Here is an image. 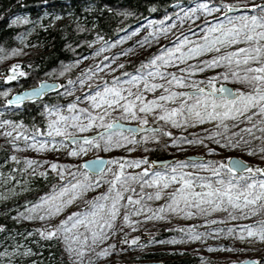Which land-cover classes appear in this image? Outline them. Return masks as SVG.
I'll list each match as a JSON object with an SVG mask.
<instances>
[{"label":"snow or ice","instance_id":"snow-or-ice-1","mask_svg":"<svg viewBox=\"0 0 264 264\" xmlns=\"http://www.w3.org/2000/svg\"><path fill=\"white\" fill-rule=\"evenodd\" d=\"M176 7L175 13H167L160 20H146L149 31L137 40L133 47H151L156 44L158 48L152 55L141 60L134 71L113 75L110 81L104 76H96L100 83H89L79 96L66 105V113L62 110L64 105H45L44 111L49 117L46 133H40V130L33 126V135L29 136L25 131L28 126L22 121H0L2 126H12L11 129L5 127L0 135L11 137L10 142L15 149L21 147L17 142L21 138L24 140V147L35 149L37 152L54 146L61 147L65 141L74 145L67 155L77 157V163L17 157L15 153L10 159L16 162L23 159L25 167L19 169L21 173L34 165L47 163L58 177L51 183L50 189L39 195L35 202L25 201L27 206L17 210L16 216L13 217L17 222L37 219L46 221L79 202L76 210L68 212L57 222L48 223L46 227H34L28 232V236L36 232L42 238L63 241L66 251L74 255L76 261H81L85 253L91 250L88 246L89 239L93 245L97 241L109 239L111 230L115 229L120 209H128L129 205L132 206L131 210L123 212L124 225L137 224L138 222L131 220L130 216H139L142 213H151L144 215V220L167 219V216L162 215L165 212L191 217L203 213L211 214L217 210L227 212L230 219L259 217L239 226L232 225L228 231L231 233L238 230L240 239L248 237L264 242V166L250 165L240 157L207 159L197 155L184 160H174L172 163L164 161L163 168L157 170L150 167L157 161L149 160L147 156L83 158L88 151L107 153L124 148L128 144L139 145L141 142L147 152L149 149L146 145L150 141H161L159 133L170 137L168 143L173 146L184 143L204 144L206 139H212L224 149H240L249 155L264 154V0H195L191 6L183 7L177 0ZM149 8L155 11L151 5ZM122 11L125 16L133 14L127 10ZM201 14L204 16L203 20H200ZM170 17L174 18L170 24H166L165 21ZM56 19H59L58 15L52 17L53 22ZM186 20L193 22L186 30L188 34L182 32L168 40L167 36L176 23L182 25ZM197 20L198 24L195 23ZM26 22L25 17L16 16L12 19L13 24ZM92 26L95 27V22ZM144 26H137L118 40L105 41L91 55H99L105 48L124 43L139 33ZM77 28L79 31H85L79 24ZM161 37L165 38L164 44L159 42ZM18 39L24 41L26 37L18 35ZM96 40H103V37L97 34ZM96 40L87 43L93 44ZM4 51L5 49L0 48V52ZM20 51L21 49L13 47L7 55H16ZM132 51L133 48H126L117 52L116 56H124ZM209 53H212L210 57ZM0 59L5 57L0 55ZM80 59L62 65L60 75L63 76L78 64ZM103 60V68L110 72L124 67L123 63H117L115 68H112L109 57H103ZM112 62H115L114 57ZM11 69V73L5 77L6 80H13L17 75H28L20 70L19 64H13ZM215 69L222 70L214 71L209 76H196L198 73ZM101 70V64L97 61L94 71L99 73ZM92 75L93 68H86L79 74V84L84 86ZM230 82L239 83L241 87H233ZM75 83L72 79L67 80L70 87H74ZM178 88L184 90H177ZM54 89H63L64 94H68L64 85L40 79L36 86L6 99L5 104L20 105L25 100H37ZM157 90L162 91L156 94ZM10 91L11 89H7L0 92V95L7 97ZM148 93H152L151 97H148ZM81 99L87 102V106H81ZM53 114L55 118H52ZM149 114L155 121H163L173 127L210 123L212 130L201 129L206 133L203 138L195 134H192L191 139L183 134L174 136L172 131L163 126H151ZM129 120L139 123L126 125L122 122ZM71 129L80 133L89 129L99 131H94V134L76 135ZM137 132L143 133L139 139L136 137ZM37 134L46 138L37 140ZM57 136L61 139L57 140ZM133 150L131 147L127 148L129 152ZM207 151L218 153L219 149L208 147ZM141 165L145 167L141 168ZM129 166L139 168L140 171H126ZM189 167L193 171H186ZM68 169L71 171H66ZM48 174L47 169L32 172L33 176L47 177ZM2 177L3 173H0V178ZM11 179L14 177L9 173L3 182L7 184ZM22 183L23 181L17 179L11 189L5 188L0 192V200L8 199L9 193L14 195L16 185ZM102 185H107L105 190L88 196L90 191H95ZM134 185L140 188L143 196L131 194L136 190ZM146 186L155 190L144 192ZM170 186H174L173 190L165 193L164 190ZM20 191H25V188H20ZM125 193H130L126 200ZM164 195L168 197L166 202L155 208L143 202L160 199ZM205 223L209 221L205 220ZM177 228L181 233H185L184 228ZM187 228L185 234L188 239L200 238V234L196 233L191 225ZM4 229L5 225L0 224V231ZM118 231L122 232L123 229ZM139 240V236H133L124 242L135 245ZM171 242L176 243V238ZM149 243L153 241L149 240ZM111 250H115V245L107 244L95 256H90L89 260H95L97 256H107ZM32 254V248L21 241L0 250V264H20L24 257ZM30 264H35V261ZM232 264H264V257L233 261Z\"/></svg>","mask_w":264,"mask_h":264},{"label":"rangeland","instance_id":"rangeland-1","mask_svg":"<svg viewBox=\"0 0 264 264\" xmlns=\"http://www.w3.org/2000/svg\"><path fill=\"white\" fill-rule=\"evenodd\" d=\"M195 2V1H194ZM194 2L187 4L188 6H191ZM232 2V0H230ZM254 2V0H253ZM177 4L173 6L172 13H175L177 10L176 7ZM181 7L184 6V4H180ZM218 15V14H213ZM163 18V17H162ZM160 18V19H162ZM174 17H170L168 21H165L166 24H170L172 19ZM153 19V18H143L136 22L134 25H132L129 28L124 29L119 35L115 36L113 39L110 40H118L121 36L127 35L130 33L133 29H135L139 25H145L139 33H136L134 36H131L129 39L125 40L122 44H116L115 47L112 48H105L104 52L100 53L99 55L92 56L91 53L96 51L105 41L104 40H96V43L90 44L87 48V50L84 53H81L77 56V59H80V57H86V59H80V62L76 64L74 67H72L73 71L76 72V75L74 78H69L74 81H76L74 87H70L67 85V81L64 84V86L68 89V94L65 95L63 92V89H57L56 96L59 97L58 100L54 102L45 101L42 103V112L45 117V128L40 131V133H46L47 132V120L49 119L47 113L44 111L45 105H64V108L62 109L67 112L66 105L70 102H72L77 96H79L84 88L88 86L89 83H100L99 80H96V76H104L109 81L111 80V77L113 75H119L121 72H132L138 65L134 66L131 70L125 69L126 65L128 63H132L135 61H141L150 55L153 54L158 48V45L153 44L151 47L148 45H143L142 48L139 47H133L135 45V42L137 40H140L141 37L145 35L146 32L149 31V28L146 25V20ZM157 19V20H160ZM204 16L200 15V20H203ZM60 20L56 19L55 22H58ZM52 23L53 20H52ZM192 21H185L182 25L177 22L175 28L172 29V32L168 34L167 39L172 40L173 36H179L180 33H184L187 35L186 32L187 29L191 27ZM195 23H199V20H197ZM209 23L211 21L209 20ZM36 26V24L34 25ZM195 31V29H193ZM34 30L31 28L30 30L23 33L21 36L26 37L24 41H21L18 39L16 48L21 49L20 52L16 54V56H21L22 53L24 55H28L31 50L36 49L37 43L29 42V38L31 35H33ZM198 35L200 33H197ZM191 38V37H190ZM161 44L165 43V38L161 37L160 41ZM133 48V51L130 53H126L124 56H116V53L119 51H122L126 48ZM212 53H209L208 56L210 57ZM5 59H0V66H2L6 61L11 60V56L5 54L3 55ZM103 57H109V64L110 67L115 68L117 63H123L124 67L122 69H116L115 72H110L107 68H103L104 60ZM115 58V62H112V58ZM72 61V62H74ZM99 61L101 64V72L95 73V64ZM191 63V61H189ZM92 67L93 68V75L90 80H88L84 86H81L79 84V74L83 72L86 68ZM172 70V69H169ZM222 69H215V70H207L205 73H198L196 74L197 78L203 77V76H209L214 71H221ZM12 69L9 68V73H11ZM53 80V79H48ZM54 81V80H53ZM57 81V80H56ZM38 83V82H37ZM36 83V84H37ZM218 83H220L218 81ZM231 86L233 87H241L239 83L230 82ZM35 84V85H36ZM34 86V85H32ZM177 90H184L182 88H178ZM162 90H157L156 94H159ZM14 93V92H13ZM52 93V92H51ZM48 93L47 95H49ZM152 93H148V97H151ZM81 106H87V102L83 99L80 100ZM18 105H11L5 106L3 108H0V121L3 120H12L15 121L9 117H4L2 114L6 113V110H18ZM55 118L54 114L53 117ZM149 124L153 127L156 126H163L168 131H172L174 136L178 135H186L188 139L192 138V134H195L199 137L206 136V133L201 131V129H207L208 131L212 130V124L205 123L202 125L197 126H181L179 128L173 127L170 124H164L163 121H155L154 118L149 114L148 116ZM19 122V121H17ZM128 124H138L139 121L136 120H129V121H122ZM214 123V122H212ZM9 127L11 129L12 126H2L0 125V133L4 132V128ZM238 127H242V125H238ZM27 131V134L29 136L33 135L32 131H29V129H25ZM72 132H74L76 135H88L94 133V131H99V129H89L85 133H80L76 131L75 129H71ZM231 131H235V129H231ZM143 135V133L136 134L137 139ZM161 137V141H150L146 147L149 149V151H144L145 145L143 142L139 145L134 144H128L124 148L121 149H114L110 152H95V151H88L83 158L86 159H92L94 156H101V157H129V158H136L141 156H148L150 155L151 151L155 148H159L166 152L168 154L167 157H154L151 156L149 160L153 159H161V158H174V160H184L185 156L187 155H202L205 156L207 159H223L229 156H238L251 165H260L264 166V154L257 153L255 155H249L246 152L240 150V149H224L221 146L217 145L214 140L212 139H206L204 144H180L178 146H173L168 141L171 139L170 137H167L163 133H159ZM13 136H15V132H13ZM46 137L41 136L39 134L36 135V139H45ZM11 137H6L4 135H0V143L4 144L8 147V149L11 151V155L15 153L17 157H30L33 159H39V160H45V161H56L58 163H77L78 158L77 157H71L67 155L68 151L74 145H72L70 142L65 141V144L61 147H52L45 149L43 151L37 152L35 149L32 148H26L24 147V140L21 138L17 142L21 145L19 149H15L12 147L11 144ZM57 140L61 139V137L57 136ZM51 141L49 140V143ZM30 143V141H29ZM253 143H259V141H253ZM133 148L134 150L129 152L127 151V148ZM208 147L218 148V153H209L207 151ZM11 160V159H10ZM173 160V161H174ZM173 161L169 162L172 163ZM14 163H19L22 168L25 167L23 159H20L19 162L12 161ZM115 167V166H113ZM145 167V165H141V168ZM150 167H153L150 165ZM49 169L54 175L55 173L48 167L47 163L44 164H38L34 165L32 167L27 168L26 170L32 173L33 171H40ZM157 170H160L163 168V166H155L153 167ZM66 171H71V169H68ZM126 171L129 172H138L140 171L139 168L129 166ZM186 171H193L191 167L186 169ZM55 178L58 179V177L55 175ZM22 184L16 185L15 187V194L9 193V198L6 200H13L17 198L20 195H23L26 191L25 187V180L22 179ZM16 182L5 184L3 183L2 187H0V192H3L5 188L11 189L13 185H15ZM25 188V191L21 192L20 188ZM107 185H102L101 188L90 191L88 193V196H94L97 191H103L105 190ZM136 188L134 193H131L134 196H143V193L141 192L140 188L138 186H135ZM174 186H170L168 189H165L164 192L167 193L169 191L173 190ZM155 189L151 187H145L144 192H153ZM130 193H125L124 199H127V196ZM168 199L167 195L162 196L160 199H151L146 202L147 204L151 205L153 208L157 207L160 204H163ZM35 202V201H32ZM26 204H20L18 205L17 210H22L25 208ZM79 206L78 203H74L73 205L68 206V208L65 209L63 213L56 217H52L49 220L41 221L39 219L37 220H20V223H26L30 225H36L39 227H46L48 223H55L59 219L63 218L68 212L76 210V208ZM132 206L129 205L128 209L121 208L120 214L117 217L115 229L111 230L109 239L105 241H97L95 245L91 243V239L88 241V246L90 247V251L86 252L83 259L81 261H76L74 255H70L63 244L64 251L66 255L69 257L71 262L74 264H111L115 262H130V261H123L121 260L123 257H133L134 260L132 261H148V260H155V261H164V258H152L147 259L144 257H141L144 253L150 252V251H168V252H182V251H188V253L194 254L197 256L198 263L197 264H222L226 262H233L238 260H243L246 258H262L264 257V242H261L255 238H248L245 237V239L239 238V231L233 230V232H229L228 229L232 225H242L245 223L250 222L251 220L258 219L259 217H250L248 219H230L228 217L227 212L224 210H217L216 212H213L211 214L203 213L199 216H182L177 213H162V215L167 216V219H158V218H152L149 220H144V215H151V213H142L141 215H131L130 219L137 221L138 223L135 225H124L122 223L123 220V212L126 210H131ZM17 212V211H16ZM16 212L13 217L16 216ZM16 220V219H15ZM205 220H208L209 223H205ZM17 221V220H16ZM191 225L196 233L200 234L199 239L190 240L187 238V235L185 234L188 231L187 226ZM177 226L184 228L185 233H181ZM123 229V231H118V229ZM83 230V229H81ZM125 234H127L125 236ZM133 236H139L140 240L137 242V244H129L124 242L125 240L131 239ZM173 238H176L177 242L172 243L171 240ZM149 240H152L153 243H149ZM107 244H114L115 250H111L109 255L107 256H97L95 260L90 261V256H95L100 249L104 248ZM143 245V247H140V245Z\"/></svg>","mask_w":264,"mask_h":264},{"label":"trees","instance_id":"trees-1","mask_svg":"<svg viewBox=\"0 0 264 264\" xmlns=\"http://www.w3.org/2000/svg\"><path fill=\"white\" fill-rule=\"evenodd\" d=\"M195 0H179V4H190ZM177 0H0V48L5 49L0 55H5L13 47L16 48V36L25 32L34 19L42 20V26L37 28L30 38V41L37 43L36 49L28 52V55L22 53L21 56L12 55L11 60L6 61L0 66V92L11 89L9 95L24 88L35 85L40 79H53L64 85L69 78H74L76 72L72 67L63 76L60 75L62 65H67L74 61L77 56L84 53L90 45L87 42L96 40L99 34L103 40L113 39L124 29L131 27L143 18L160 19L167 13H172L173 6ZM151 5L155 11L150 10ZM112 9V11H108ZM122 10L133 13L125 16ZM60 14L63 19L56 24H50L48 19L42 18L43 14ZM15 14L27 16V22L21 24H12L10 18ZM79 17V20H77ZM95 22V27L93 23ZM77 24L82 26L85 31H79ZM83 42V43H82ZM68 45V47H66ZM141 61L128 63L125 69L131 70L139 65ZM13 64H19L20 70L28 73L26 76L17 75L13 80H6L9 68ZM1 74V73H0ZM54 91L49 95H44L38 101H29L20 105L18 110H6L2 115L15 121H22L27 125L29 131L33 126L40 131L45 128V117L42 112V103L45 101L54 102L59 99ZM8 95V96H9ZM7 96V97H8ZM7 97L0 95V108L6 106ZM33 132V131H32ZM11 151L7 146L0 143V187L4 179H7L9 173L16 182L17 179L25 180L26 191L23 195L15 198L14 201L0 200V224L5 225V229L0 232V250L5 246L11 247L13 244L23 241L24 245L32 248L33 254L24 257L20 264H74L66 255L62 241L59 239H45L40 237L39 233L33 232L28 236L36 225L20 223L12 219V207L25 201H35L39 195L50 189L51 183L57 179L55 175L47 168L48 176H33L32 173L25 170L19 171L22 166L11 162ZM167 157L168 154L159 148L151 151L147 157ZM7 161V163H5ZM9 201V202H8ZM19 233V235H18ZM11 234V235H10ZM123 257V261H132L133 257ZM141 257L164 258L163 264H197V256L188 251L168 252V251H150L144 253ZM20 259V258H18Z\"/></svg>","mask_w":264,"mask_h":264},{"label":"water","instance_id":"water-1","mask_svg":"<svg viewBox=\"0 0 264 264\" xmlns=\"http://www.w3.org/2000/svg\"><path fill=\"white\" fill-rule=\"evenodd\" d=\"M49 81L52 82L53 80H49ZM36 85H34V86H36ZM30 87H32V86H30ZM27 88H29V87H27ZM27 88H25V89H27ZM25 89L20 90V91H17L14 94H18V93L24 91ZM55 90H57V89H54V90H52L50 92H53ZM50 92H46L45 95L48 94V93H50ZM11 97H12V95L8 99H10ZM39 99H41V97L38 98L37 100H39ZM27 101H32V100H25L24 102H27ZM123 123L126 124V125H137V124H128V123H125V122H123ZM139 133H141V132H137L136 134H139ZM92 134H94V133H92ZM195 156H197V155H187L184 158H191V157H195ZM233 157H238V156H233ZM153 160L157 161L156 164L152 165L153 167H155V166H163V162L164 161L171 162V161L174 160V158H161V159H153ZM251 259L252 258H246V259H243V260H238L237 262H239V261H245V260H251ZM111 264H163V261H155V260H148V261H130V262H115V263H111ZM222 264H232V262H226V263H222Z\"/></svg>","mask_w":264,"mask_h":264},{"label":"bare ground","instance_id":"bare-ground-1","mask_svg":"<svg viewBox=\"0 0 264 264\" xmlns=\"http://www.w3.org/2000/svg\"><path fill=\"white\" fill-rule=\"evenodd\" d=\"M46 13L47 14H50V13H48V12H45L44 14H43V16H42V18H45V19H48L49 20V22H50V24H56V23H59L62 19H63V17L60 15V14H50V15H46ZM59 16L60 17V20L58 21V22H54V23H52V17L53 16ZM16 16H20V17H25V18H27V16H25V14L24 15H22V14H15V15H13L11 18H10V21L12 22V19H13V17H16ZM34 22L32 23V25H30V27L26 30V31H28V30H30L31 28H33V30H34V33H35V31H36V29L37 28H39V27H41L43 24H42V20H40V19H34L33 20ZM13 24V23H12ZM17 24H21V23H17ZM36 24V26H34ZM25 31V32H26ZM25 32H22L21 34H19L20 36L23 34V33H25ZM33 33V34H34ZM32 37V35L30 36V38ZM30 38H29V42H32V43H34L33 41H30ZM16 42H18V35L16 36ZM2 72L3 71H0V75H2ZM14 93H12V94H10L6 99H8L11 95H13ZM27 102H29V101H27ZM24 103H26V102H24ZM23 104V103H22ZM21 105V104H20ZM6 106H11V105H6ZM15 199H13V200H9V201H14ZM5 201H7V200H5ZM8 201V202H9ZM21 204H23V203H21ZM20 205V204H19ZM17 209H18V205H16V206H14V207H12L11 208V210H13L14 211V213L12 214V219H13V216H14V214H15V212L17 211ZM15 220V219H14ZM1 232V231H0Z\"/></svg>","mask_w":264,"mask_h":264}]
</instances>
